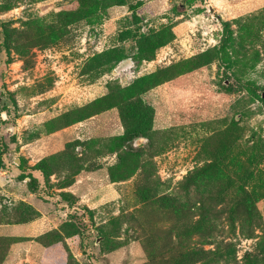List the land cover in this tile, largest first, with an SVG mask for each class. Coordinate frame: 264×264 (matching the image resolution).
Returning a JSON list of instances; mask_svg holds the SVG:
<instances>
[{
    "label": "rangeland",
    "instance_id": "374dc122",
    "mask_svg": "<svg viewBox=\"0 0 264 264\" xmlns=\"http://www.w3.org/2000/svg\"><path fill=\"white\" fill-rule=\"evenodd\" d=\"M0 264H264V0H0Z\"/></svg>",
    "mask_w": 264,
    "mask_h": 264
},
{
    "label": "trees",
    "instance_id": "16d2710c",
    "mask_svg": "<svg viewBox=\"0 0 264 264\" xmlns=\"http://www.w3.org/2000/svg\"><path fill=\"white\" fill-rule=\"evenodd\" d=\"M56 36H57V33L54 32V33L51 35V40L54 41V40L56 39V38H55ZM156 37H157V34H156V35H152V36H150V37H147V39L149 40L150 38H152V40L155 41V40H156ZM54 38H55V39H54ZM158 38H159V39H162V37H160V35L158 36ZM51 40H50V41H51ZM160 41H161V40H160ZM148 45H149V44H148ZM148 45H146L145 50L143 49V51H142L143 54L145 55V56H143V57H148V50H147ZM153 46H154V45H153ZM156 48H157L156 46L153 47V48H151V49H152V50H151V53H152V54H154V51L156 50ZM146 79H147V78H146ZM147 80L150 81V78H148ZM128 107H130V105H129ZM130 108H131V109H134L135 107H130ZM130 108H129V109H130ZM130 111H131V110H130Z\"/></svg>",
    "mask_w": 264,
    "mask_h": 264
}]
</instances>
